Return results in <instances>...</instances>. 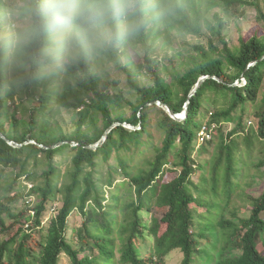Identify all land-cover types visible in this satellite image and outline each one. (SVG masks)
<instances>
[{
  "label": "trees",
  "instance_id": "obj_1",
  "mask_svg": "<svg viewBox=\"0 0 264 264\" xmlns=\"http://www.w3.org/2000/svg\"><path fill=\"white\" fill-rule=\"evenodd\" d=\"M29 2L14 61L12 36L0 37V264H61L63 254L71 264H264V35L232 47L225 33L247 5L264 22V0H153L129 42L75 56L40 29L44 0ZM4 17L0 8V30ZM176 40L178 52L163 54ZM111 66L134 101L104 76ZM188 101L186 118L170 114ZM76 210L82 224L71 226Z\"/></svg>",
  "mask_w": 264,
  "mask_h": 264
},
{
  "label": "clouds",
  "instance_id": "obj_2",
  "mask_svg": "<svg viewBox=\"0 0 264 264\" xmlns=\"http://www.w3.org/2000/svg\"><path fill=\"white\" fill-rule=\"evenodd\" d=\"M156 8L153 0H44L40 29L73 56L99 53L133 39Z\"/></svg>",
  "mask_w": 264,
  "mask_h": 264
},
{
  "label": "rangeland",
  "instance_id": "obj_3",
  "mask_svg": "<svg viewBox=\"0 0 264 264\" xmlns=\"http://www.w3.org/2000/svg\"><path fill=\"white\" fill-rule=\"evenodd\" d=\"M29 5H30L29 0H0L1 12L5 16L4 19H6L4 20V22L7 23V24L4 23L3 28L0 30V37L11 35L13 38L12 47L10 49L11 61L15 60L14 55L18 50L19 44L27 40L29 31L31 29L32 20H31V14L29 12ZM241 11H242L241 17L236 20H231L228 23L226 31H225V33L227 34L228 41L232 47H238L240 45V38L242 36L250 38L256 35L257 33L259 36L264 35V22L262 20H259L256 8L254 6L247 5V6L242 7ZM186 40L192 41V42L200 41L197 37H194V36H188ZM202 42H206V40H202ZM179 46H180V40H176L174 43V47L172 49L169 48L166 51H162V53L164 54V52H167L168 56L170 57L174 56V54L178 52L177 49ZM172 58L176 63H178L177 57H172ZM164 63L171 64L172 62H171V59H168L167 61L165 59ZM101 70L110 71V74H107V73L104 74V76L106 77H112L117 80L120 79L121 82L119 83L117 87V91L124 95V99L126 100L130 99L133 101L136 99L135 91L129 88L126 82V77L121 71L115 70L112 66L109 68H102ZM13 72L14 70L12 68L11 73ZM16 100H17V103L23 102L29 106H33L36 103L30 97L21 95V93L16 94ZM118 109L124 111L127 116H129L132 112V107L130 106V104H127V103H123L122 106H118ZM158 117L159 115L157 114L154 115V118L157 119ZM65 118H68V119L66 121L60 120L61 126L63 127L65 131H72V129L75 127V125L73 124L74 122L72 120L74 118L73 115H70L69 117L66 116ZM246 120L249 121V118L247 117ZM101 125L102 123H100V126ZM234 125L235 124H231L229 128H226V129H231ZM123 154L124 156H126L125 153ZM149 154H151V152ZM62 156L63 155H60L58 159H60ZM110 163L111 165H115L116 163L115 155L110 160ZM68 164H69V158H67L66 161L62 164V167L64 170L67 169L66 167ZM103 164H104V167L101 168V171L103 172V174H107L108 166L105 162H103ZM33 166L34 164L31 165V167ZM36 168L38 170V175H40L41 166H37ZM8 172H10V170H8ZM8 174H11V173H8ZM11 176L12 175H10V178ZM263 177L264 175L261 176L262 179H259V176H255V179L257 181H261L263 180ZM8 181L9 179L6 176L2 180V183H7ZM21 183H22V187H20ZM21 183L19 182L16 185V188H20L22 192L29 191V189L31 188L33 184L32 181H28V179H25V177L21 178ZM2 193L3 191L1 189L0 194ZM24 205H25L24 200L20 199L18 203L13 205V208L14 210L22 209ZM51 211H53V209ZM144 216L147 218H150V216H148L147 214H144ZM82 220H83L82 213L79 210H76L75 212L71 214V217L69 219V224L71 226H80L82 224ZM228 255H231V251L228 252ZM61 264H71L70 258L66 254L62 255Z\"/></svg>",
  "mask_w": 264,
  "mask_h": 264
},
{
  "label": "water",
  "instance_id": "obj_4",
  "mask_svg": "<svg viewBox=\"0 0 264 264\" xmlns=\"http://www.w3.org/2000/svg\"><path fill=\"white\" fill-rule=\"evenodd\" d=\"M253 64H254V63H253ZM209 77H210L209 75L202 76V77L199 79V81H198V83H197V85H196V90H195L192 94H195L196 91H197V89H198V88L202 85V83H203L207 78H209ZM156 103L159 104V105H163V103H162L161 101H156ZM188 107H189V101L186 103L185 110H184L183 113L178 114V113H176L174 110H172L170 107H168V110H169L170 114H171L174 118H177V119H184V118H186V116L188 115ZM119 124H120V122H115V123H114V124H113V125H112V126L106 131V133H105V135L103 136V138H102L97 144H95V145H89V147H90V148H96L98 145H101V144L106 140L108 133H109V132H110L115 126H117V125H119ZM124 124H125L126 126H128V127L135 128V126L132 125V124H130V123H124ZM11 143H13V144L16 145V146H20V145H21V144L16 143V142H11ZM62 143H64V142H60V143H58V144L55 145V146L61 145ZM71 144H73V145H77V143L74 142V141H72Z\"/></svg>",
  "mask_w": 264,
  "mask_h": 264
},
{
  "label": "built area",
  "instance_id": "obj_5",
  "mask_svg": "<svg viewBox=\"0 0 264 264\" xmlns=\"http://www.w3.org/2000/svg\"><path fill=\"white\" fill-rule=\"evenodd\" d=\"M210 137H211L210 132L202 131L201 136H200V140L205 141V140L209 139Z\"/></svg>",
  "mask_w": 264,
  "mask_h": 264
}]
</instances>
